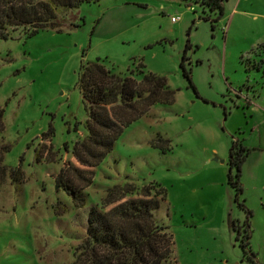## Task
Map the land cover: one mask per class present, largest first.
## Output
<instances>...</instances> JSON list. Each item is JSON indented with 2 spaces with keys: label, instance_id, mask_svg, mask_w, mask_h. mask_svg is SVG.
Here are the masks:
<instances>
[{
  "label": "rangeland",
  "instance_id": "374dc122",
  "mask_svg": "<svg viewBox=\"0 0 264 264\" xmlns=\"http://www.w3.org/2000/svg\"><path fill=\"white\" fill-rule=\"evenodd\" d=\"M202 17L195 0H95L59 12L58 30L28 36L20 27L6 28L8 38L0 39V264H74L89 206L122 182L164 189L154 217L171 234L176 264H248L231 227L241 235L245 213L226 173L231 141L247 148L264 139V129L247 135L245 124L246 101L264 106L262 79L250 66L264 50L249 53L243 30L230 32L224 17L212 29ZM96 59L118 75L127 67L136 73L140 61L143 71L165 78L173 96L124 128L76 207L56 175L86 133L76 82L81 64ZM158 137L167 140L166 149L149 144ZM248 164L238 201L254 209L248 249L264 264V213Z\"/></svg>",
  "mask_w": 264,
  "mask_h": 264
},
{
  "label": "trees",
  "instance_id": "16d2710c",
  "mask_svg": "<svg viewBox=\"0 0 264 264\" xmlns=\"http://www.w3.org/2000/svg\"><path fill=\"white\" fill-rule=\"evenodd\" d=\"M92 1L95 0H0V39L8 38L7 27H20L28 31V36L44 28L57 29L59 12ZM224 1L195 0L211 29L222 15ZM256 48L264 50L263 45H257L249 53ZM250 63L264 85V56ZM182 76L189 81L188 72L182 70ZM76 84L86 113V133L73 143L71 159L62 164L56 180L74 205L80 207L84 204L81 190L91 183L94 167L111 151L124 128L151 106L171 103L173 92L167 88L164 77L143 71L140 61L136 73L127 67L124 75L110 72L99 59L86 62L81 64ZM47 132L52 133L51 127ZM149 144L167 148V140L160 137ZM246 154L247 148L237 140L231 141L226 182L234 190L237 206L245 213L241 235L231 223L236 230L235 239L243 259L248 264H257L246 241L250 211L238 201L242 193L241 166ZM164 195V189L159 186L137 188L132 182L106 187L101 202L88 208L85 236L77 247L74 264H176L171 234L154 217Z\"/></svg>",
  "mask_w": 264,
  "mask_h": 264
},
{
  "label": "crops",
  "instance_id": "0c3cea01",
  "mask_svg": "<svg viewBox=\"0 0 264 264\" xmlns=\"http://www.w3.org/2000/svg\"><path fill=\"white\" fill-rule=\"evenodd\" d=\"M221 17L226 20V26L227 29H230V32L243 30L242 38L248 41L249 51L257 45H263L264 47V0H225ZM245 106L247 108V120L245 122L247 135L259 134L261 128L264 129V106H256L250 100L245 102ZM246 162L249 163L247 170L251 177L252 188L256 193L259 192L257 195L254 194L256 204H258V209H261L264 213V139L262 143L257 141L256 145L252 144V146L247 147V154L241 166L240 174L242 192L243 186L246 184L243 179V173L245 172L243 166ZM247 206L249 207L247 209L250 211V216L253 217V207L248 204ZM255 225L252 219L249 220L247 243H249L250 232H253L251 228L254 229Z\"/></svg>",
  "mask_w": 264,
  "mask_h": 264
},
{
  "label": "built area",
  "instance_id": "2783aa9c",
  "mask_svg": "<svg viewBox=\"0 0 264 264\" xmlns=\"http://www.w3.org/2000/svg\"><path fill=\"white\" fill-rule=\"evenodd\" d=\"M176 20H177L176 17H173V16L170 17V21H171V22H174V21H176Z\"/></svg>",
  "mask_w": 264,
  "mask_h": 264
}]
</instances>
